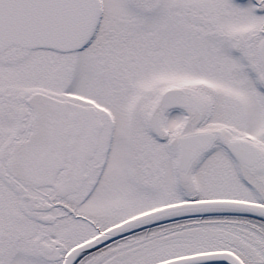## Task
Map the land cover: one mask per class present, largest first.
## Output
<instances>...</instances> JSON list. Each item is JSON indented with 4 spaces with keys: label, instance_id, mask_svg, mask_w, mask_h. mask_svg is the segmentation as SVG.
<instances>
[{
    "label": "snow or ice",
    "instance_id": "obj_1",
    "mask_svg": "<svg viewBox=\"0 0 264 264\" xmlns=\"http://www.w3.org/2000/svg\"><path fill=\"white\" fill-rule=\"evenodd\" d=\"M0 264H264V0H0Z\"/></svg>",
    "mask_w": 264,
    "mask_h": 264
}]
</instances>
